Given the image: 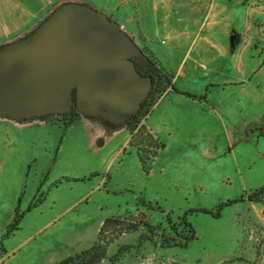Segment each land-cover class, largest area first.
<instances>
[{
  "label": "rangeland",
  "instance_id": "1",
  "mask_svg": "<svg viewBox=\"0 0 264 264\" xmlns=\"http://www.w3.org/2000/svg\"><path fill=\"white\" fill-rule=\"evenodd\" d=\"M70 5L102 13L128 31L146 64L175 90L157 95L158 103L163 99L157 108L125 121L131 136L122 153L134 160L121 167L104 158L119 142L115 126L126 118L92 108L69 116L0 115V264H59L90 249L111 217L151 228L120 237L99 264H264V205L246 199L264 185V0H0V51L28 40ZM11 15L22 33L6 40ZM196 33L223 40L199 42L194 65L205 71L186 78ZM165 41L179 49V61L150 51L152 45L167 50ZM220 53L228 65L215 68ZM103 127L105 138L92 141ZM102 174L105 184H99ZM200 209L214 214L192 212ZM187 212L195 239L164 247L192 236L182 221ZM18 214L19 229L8 235ZM125 245L133 248L118 257Z\"/></svg>",
  "mask_w": 264,
  "mask_h": 264
},
{
  "label": "water",
  "instance_id": "2",
  "mask_svg": "<svg viewBox=\"0 0 264 264\" xmlns=\"http://www.w3.org/2000/svg\"><path fill=\"white\" fill-rule=\"evenodd\" d=\"M136 60L147 63L116 22L88 7L66 6L31 38L0 51V115L92 108L126 121L153 87Z\"/></svg>",
  "mask_w": 264,
  "mask_h": 264
},
{
  "label": "trees",
  "instance_id": "3",
  "mask_svg": "<svg viewBox=\"0 0 264 264\" xmlns=\"http://www.w3.org/2000/svg\"><path fill=\"white\" fill-rule=\"evenodd\" d=\"M137 69L138 71L145 77L151 79L153 88L152 91L149 95V97L142 103L140 112L145 109L146 107H151V106H155L158 103L159 97L157 95L162 94L163 92H165L169 87H172V89L175 90V88L173 87L172 81L170 79H168L165 75H163L161 72L157 71V69L155 67H153L152 65H150L149 63L142 66L140 65L137 61ZM75 90H73V97L75 100ZM191 96V95H188ZM70 114H65V116H69ZM53 116V115H50ZM49 118V116H48ZM77 118V117H76ZM140 117H138L139 119ZM138 119L136 121H138ZM75 122V121H74ZM75 124V123H72ZM133 129V128H132ZM248 202H252V203H259V204H263L264 205V185L254 191H251L249 194H247L246 197ZM245 197H242L240 200H229L226 203H222L219 206V211H221L223 208L228 207L230 205H233L237 202H244ZM216 214L218 217L219 212ZM190 212V211H189ZM187 212L182 221L184 223V225L188 226L191 229V233L192 236L188 237L185 239V243H170V242H166L165 244H163L164 247L167 248H172L175 246H187V244L191 241H193L195 239V235H194V231L192 229V226L188 223L187 221ZM192 212H200V213H205V214H214L213 211H209V210H205V209H200V210H192ZM23 218L22 215H16L13 223L10 225L9 229H8V235H11V233L16 230L19 229L20 226V222L21 219ZM171 219H169L170 221ZM141 225H144L146 227H150L149 223L144 222V221H140V222H128L125 220H120L117 218H107L101 229L99 232V236L97 241L95 242V244L88 250H85L83 252H81L80 254H77L73 257H69L68 259L60 262L59 264H99L103 259L106 258L107 255V249L109 248V246H111L113 243H115V241H117L120 237H122L123 235L126 234H131V233H135L138 232ZM154 230V228L152 229ZM150 233L151 230H150ZM150 241H152V239H148ZM133 247L131 245H125L119 248V251L117 253V256L120 257L121 255H123L126 251H128L129 249H132ZM259 255V253H258Z\"/></svg>",
  "mask_w": 264,
  "mask_h": 264
},
{
  "label": "crops",
  "instance_id": "4",
  "mask_svg": "<svg viewBox=\"0 0 264 264\" xmlns=\"http://www.w3.org/2000/svg\"><path fill=\"white\" fill-rule=\"evenodd\" d=\"M7 23L9 24V26L7 27L6 33L3 34L2 38L8 40V39H11V38L15 37V33H17V34L18 33L19 34L22 33V29L20 27V21H19L18 17L14 16V15H11V17L7 21ZM123 31L125 33H127L134 40V42L137 45H139L138 42L135 40V38L128 31H125V30H123ZM196 35L197 36L194 38L195 39V44L193 46L195 48H192L189 51V55H188V58H187V60H189V62H190V66H192L191 67L192 69H190L189 70L190 72L187 73V74L183 73L186 78H190L194 73L204 72L205 70L203 68H206V67L200 68L199 65H197V66L194 65L197 62L196 61V54L194 53V51L196 50V47L200 45L199 42L203 41L204 38H205V35H203V33H196ZM207 35L209 37L205 38V39H211L212 41L216 40V39L217 40H223L222 37L218 36V38H217V35L215 33H208ZM180 39H182V37H180ZM180 41H182V40H180ZM224 42L225 41H220V43H222V45L227 48V45H225ZM165 44H167V46L169 47L167 50L165 48H158V47H154V45H152V47H150V51L154 55H156L158 58L159 57L161 58V56H166V55L168 56V54H170L169 57L166 58L167 61H169V62L171 61V59H173V58H170L171 56L174 57L173 60L175 62L179 61V60L175 59L176 58L175 57L176 53L179 51V49L174 47L175 44L170 42V41H165ZM182 44H183L182 42L179 43L180 46ZM226 48L224 49V53H222V56H227V51H225ZM221 51L223 52V50H221ZM198 54H199V56H203V52L202 51H199ZM222 56H221V53H220V55L216 56V59L212 61V62H216L215 64L217 65V67H215V68H219L218 65H221V63H225L226 65H228V57H222ZM181 61H183V59H181ZM204 62L202 64V66L203 65L207 66L208 65V60H205ZM193 66H195V68ZM211 66H213V65H211ZM168 67H170V66H168ZM170 94L171 93H168V95H170ZM177 98L179 100H181L182 102L185 101L184 99H186V100H191L192 103L196 102V104H198L197 101H194L192 99L186 98V97H184L182 95H178ZM162 100L160 102H162ZM159 103L157 104L156 108L158 107ZM111 117L109 119L113 118V117L112 118ZM112 120H114V119H112ZM124 122L121 125H119V126H115L116 130L114 132H115L116 137L119 139V142L115 145V147H111L110 150L106 152V157L104 158L105 159L104 163L105 162L106 163L107 162L110 163L111 168L114 167V166L116 167V165H118V167L119 166L121 167V166H123L125 164V162L130 163V162H132L134 160L132 157L125 158V155L122 153L123 150L126 148L125 146H127L128 142L130 141V136H131L129 129L127 128V124H126V122L124 124ZM147 127H149L152 130V133L156 132V134L158 136L162 137L161 133L157 130V128H155L154 126L149 124V120H148V123H147ZM227 130H229V129H227ZM107 132L108 131H106V129L104 127L101 128V129L95 130L94 133H91L92 141H97L98 142L100 139L105 138V135H106ZM228 135L229 134H228V131H227V136ZM166 146H167V144H166ZM99 148H102V147H99ZM139 165H140V162H139ZM102 175H105V176L103 177L102 182L99 183V184H105L106 183L107 175L106 174H102ZM108 175H110V173ZM99 184H98V186L101 187V185H99Z\"/></svg>",
  "mask_w": 264,
  "mask_h": 264
},
{
  "label": "flooded vegetation",
  "instance_id": "5",
  "mask_svg": "<svg viewBox=\"0 0 264 264\" xmlns=\"http://www.w3.org/2000/svg\"><path fill=\"white\" fill-rule=\"evenodd\" d=\"M74 110H76V109H74Z\"/></svg>",
  "mask_w": 264,
  "mask_h": 264
}]
</instances>
